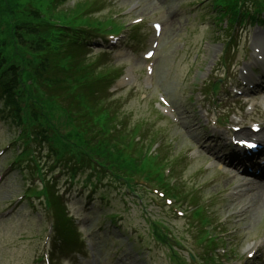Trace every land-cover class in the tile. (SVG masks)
<instances>
[{
	"label": "rangeland",
	"instance_id": "374dc122",
	"mask_svg": "<svg viewBox=\"0 0 264 264\" xmlns=\"http://www.w3.org/2000/svg\"><path fill=\"white\" fill-rule=\"evenodd\" d=\"M81 1L64 0L61 7L75 8ZM99 1L101 10L92 20L116 16L117 23L127 24L134 18H143L137 30V27L132 30L128 27L124 31L125 38L121 39L126 42L110 56L115 66L124 67V71L127 68L131 73L128 87L117 82L116 89L111 90L110 100L115 102L113 114L125 130L140 126L145 145L156 139L153 150L159 146L169 158L184 155L176 182H181V191L185 194L190 186L201 191L203 198L199 202L207 210L212 231L219 232L226 243V253L216 250L215 263L210 264H221V256L232 258L229 264H264V195H258L252 184L242 185L248 182L246 177L217 157L227 156L232 150L225 138V133H230V125L220 127L214 123L216 116H220L248 130L250 123L259 122L262 126L259 136L264 135V75L256 73L251 79L241 75L243 67L264 68L251 48L253 41L264 35V27L246 26L230 56L231 64L223 68L219 63L218 33L211 29L212 21L204 17V9L197 10L201 6L199 0ZM156 21L162 27L159 35L153 37L149 24ZM131 35L134 36L129 39ZM153 39L157 41L154 55L145 61L142 52L150 47ZM100 50L95 47L92 52L98 54ZM149 62L153 67L151 76L144 71ZM239 77L248 89L228 85H238ZM216 78H222L220 92L231 88L233 94H220L218 101L215 96L203 97L202 92ZM257 81L260 86L254 85ZM146 82L151 85L146 86ZM159 95L171 103L172 110L177 109V124L159 117L154 110ZM13 135L14 131L0 122V150ZM11 156V150L0 154V172L6 174L0 183V264H46L42 256L46 249L51 250L49 222L42 217L38 200L33 201L35 208L16 207V196L22 191L23 181L17 170L7 168ZM212 166H217L220 172L209 169ZM83 181L84 175H77L72 183L60 175L58 186L67 194L68 212L87 240L89 250L82 251V255L54 250L50 264H174L168 246L149 232L147 219L156 218L167 224L174 237L181 239L183 248L172 241L168 244L176 247L183 264H206L186 261L189 252L198 259L206 254L203 244L194 237L197 226L188 217L186 204L189 202L178 205L185 211L183 217H178L169 208L161 210L152 199L156 197L152 192L138 188L134 195L125 194L124 186H114L108 177L93 179V185L89 183L87 187L82 185ZM7 208L11 212L3 216ZM111 216L116 220L110 226ZM249 253L252 255L248 256Z\"/></svg>",
	"mask_w": 264,
	"mask_h": 264
},
{
	"label": "trees",
	"instance_id": "16d2710c",
	"mask_svg": "<svg viewBox=\"0 0 264 264\" xmlns=\"http://www.w3.org/2000/svg\"><path fill=\"white\" fill-rule=\"evenodd\" d=\"M236 1L242 0H217L215 5L230 8ZM68 15L63 16L68 25L55 24L19 0H0L2 113L21 128L20 134L24 130L31 140L45 142L57 161L88 164L85 157L98 153L117 165L118 171L146 175L150 166L142 152L131 160L124 153L106 147L96 150L86 144L88 125H93L92 116L99 102L96 93L109 72L99 71L85 59L88 44L83 38L96 27L88 19L80 22ZM58 117L71 125L65 133L58 132L51 122ZM42 193L54 210V218L62 222L63 214H57L59 199L49 185L42 188Z\"/></svg>",
	"mask_w": 264,
	"mask_h": 264
},
{
	"label": "bare ground",
	"instance_id": "6f19581e",
	"mask_svg": "<svg viewBox=\"0 0 264 264\" xmlns=\"http://www.w3.org/2000/svg\"><path fill=\"white\" fill-rule=\"evenodd\" d=\"M259 41V40H258ZM258 45H259V43H258ZM261 45V48H262V50L264 51V45L263 44H260ZM263 140H264V137H263ZM264 142V141H263ZM258 188H260V189H262V190H264L263 188H261V186L260 187H258ZM262 190H260L259 191V193L260 194H262L263 193V191ZM259 193H258V195H259Z\"/></svg>",
	"mask_w": 264,
	"mask_h": 264
}]
</instances>
